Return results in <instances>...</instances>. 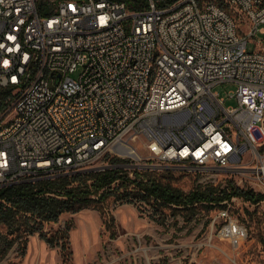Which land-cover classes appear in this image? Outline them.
<instances>
[{"label": "built area", "instance_id": "1", "mask_svg": "<svg viewBox=\"0 0 264 264\" xmlns=\"http://www.w3.org/2000/svg\"><path fill=\"white\" fill-rule=\"evenodd\" d=\"M257 32L264 0H0V89L10 90L0 187L102 170L116 156L251 171L264 193V41L249 47ZM224 82L235 85L233 104L214 89ZM140 149L150 156L127 153ZM235 199L221 202L218 235L238 248L248 229L230 215Z\"/></svg>", "mask_w": 264, "mask_h": 264}, {"label": "rangeland", "instance_id": "2", "mask_svg": "<svg viewBox=\"0 0 264 264\" xmlns=\"http://www.w3.org/2000/svg\"><path fill=\"white\" fill-rule=\"evenodd\" d=\"M261 41H264V33L257 32L250 38L249 47L252 49L255 42ZM78 73L71 76L77 77ZM214 89L227 99V104L235 103L229 98L235 89L234 83H219ZM260 152L264 155V146L260 147ZM139 154L146 159L150 151L140 149ZM255 165L256 161L248 156V167ZM169 168L174 169L175 174L166 180L184 191L207 183L224 186L229 182L263 191L256 185L251 171L246 175L209 174L192 168ZM231 202L230 215L248 229L247 238L238 248L218 235L223 223V218L219 217L220 207H200L189 221L184 219L181 211L166 207L162 214L164 219L159 221L161 214L153 215L151 203L123 202L116 195L108 197L101 209L86 207L76 212H64L57 222H46L44 231L50 235L71 225L69 264H264V201L251 204L235 199ZM112 217L113 224L108 227L106 222ZM0 264L66 263L61 246H50L36 232L29 236L24 253L16 243L0 259Z\"/></svg>", "mask_w": 264, "mask_h": 264}, {"label": "trees", "instance_id": "3", "mask_svg": "<svg viewBox=\"0 0 264 264\" xmlns=\"http://www.w3.org/2000/svg\"><path fill=\"white\" fill-rule=\"evenodd\" d=\"M137 7L139 0H124ZM173 2L175 0H167ZM9 89H0V111L6 106ZM131 160L108 156L105 169L82 170L55 177L23 180L0 187V259L5 257L14 244L22 253L30 235L39 232L50 246H61V255L70 263L69 230L71 225L53 234L44 231L46 222H57L64 212H76L86 207L103 208L104 201L116 195L123 202L145 201L152 204L155 214L164 219V208L181 211L185 220L194 218L200 207H223L224 200L233 196L257 204L264 193L234 182L224 186L207 183L188 191L174 186L170 181L175 170L137 166L127 168ZM152 163V161H150ZM133 172V175H130ZM163 214V215H162ZM114 218L106 222L110 227Z\"/></svg>", "mask_w": 264, "mask_h": 264}, {"label": "water", "instance_id": "4", "mask_svg": "<svg viewBox=\"0 0 264 264\" xmlns=\"http://www.w3.org/2000/svg\"><path fill=\"white\" fill-rule=\"evenodd\" d=\"M126 167H137L138 165L133 163V164H125ZM87 170H90V169H87Z\"/></svg>", "mask_w": 264, "mask_h": 264}, {"label": "bare ground", "instance_id": "5", "mask_svg": "<svg viewBox=\"0 0 264 264\" xmlns=\"http://www.w3.org/2000/svg\"><path fill=\"white\" fill-rule=\"evenodd\" d=\"M127 153L131 154L132 156H136V157H137V155L139 154L138 152L135 154V153H133V151H131V152H127Z\"/></svg>", "mask_w": 264, "mask_h": 264}]
</instances>
